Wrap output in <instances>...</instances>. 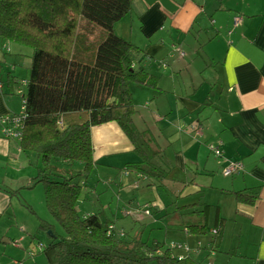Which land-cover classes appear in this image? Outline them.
<instances>
[{"label": "crops", "instance_id": "obj_1", "mask_svg": "<svg viewBox=\"0 0 264 264\" xmlns=\"http://www.w3.org/2000/svg\"><path fill=\"white\" fill-rule=\"evenodd\" d=\"M134 4H138L137 11L133 9L115 25L114 32L117 35L118 32L125 33L122 37L143 49L155 73H162L159 82L163 77L166 81L162 86L158 83L159 90L134 82L130 84L132 102L139 108L134 118L143 123H146L145 119L154 120L152 130L143 124L146 129L138 131L135 119L134 128L148 146L143 149L150 157L146 162L156 170L151 167V172H145L147 176L133 167L124 172L128 180L121 192L126 195L128 207L134 210L122 211V215L131 213L134 218L137 213L142 214L143 209L141 227L164 232L166 244L189 243L190 250L181 249L176 253L190 256L198 264L208 259H214L212 264H224L227 256L239 260L238 264H264V0H135ZM238 16L247 20L238 30H233L231 24ZM195 28L198 31L195 41L202 35L208 39L204 48L196 42L195 47L194 42L191 43L192 54L198 59L204 50L212 61L204 65L206 78L215 82L212 87L194 86L199 77V65L193 60L188 62L182 52ZM76 33L82 47L90 49L91 55L103 37L99 27L82 19H79ZM139 38H142L141 42ZM9 46L13 45L7 42L1 49L6 48L10 53ZM198 47L201 48L196 51ZM15 49V56L7 58L11 59L10 72L17 82L7 86V91L3 90L0 80V117L17 113L11 97L20 88L21 81L27 79L15 75L13 67L20 60L17 56L25 54V48L15 45ZM207 64H216V67L207 71ZM2 66L0 61L1 70ZM208 74L212 75L211 79ZM214 89L216 95L211 97ZM142 92L146 94L145 98L139 97ZM196 122L201 125L197 139L188 128L190 123ZM1 129L2 125L0 168L7 169L9 164L16 163L14 172L22 171V175L30 180L25 176V170H34L29 162L32 155L24 154L18 141L5 139ZM92 139L98 165L102 166L100 161L106 159L104 166L112 167L115 165L112 157L121 154L132 156L131 162L126 164L147 168L146 162L140 164L142 159L116 122L94 127ZM140 139L138 144L143 143ZM211 146L220 148V159L211 152ZM167 148L171 156H168ZM135 155L138 160L134 159ZM25 159L28 168L21 163ZM229 161L241 162V172L224 176L223 169ZM31 178L33 181V176ZM149 178L155 181H148ZM139 180H144L148 186L142 197L151 193L157 197V191H160L163 200L160 197L145 198L143 204L138 205L132 190L139 189ZM0 183L5 187L4 179L0 178ZM151 183L160 187L154 188ZM232 192H242L245 197H252L254 203L237 202ZM169 196L176 199L175 206L173 202H164ZM10 199L12 195L0 188V215L5 214ZM79 204L82 201L79 200ZM205 204L212 207L206 222H218L216 207L219 208L218 217L223 219L219 222L223 231L218 242L211 235H191L181 225L182 222L204 223L200 212ZM113 224L111 226L115 228ZM229 228L233 235L230 239L225 238ZM197 243H200L199 248ZM211 246L215 248L211 249Z\"/></svg>", "mask_w": 264, "mask_h": 264}, {"label": "trees", "instance_id": "obj_2", "mask_svg": "<svg viewBox=\"0 0 264 264\" xmlns=\"http://www.w3.org/2000/svg\"><path fill=\"white\" fill-rule=\"evenodd\" d=\"M134 1L0 0V41L31 49L28 78L16 91L24 107L21 137L5 139L18 141L20 150L32 155L29 162L36 172L32 186L42 183L46 208L64 232L61 236L52 225H42L51 230L49 244L42 250L49 264H198L177 254L182 248L170 246L176 242H147L114 227L109 232L113 222L104 214L77 211L79 196L98 165L94 127L116 122L142 159L140 164L150 158L143 150L148 146L134 128L137 111L130 84L159 90L162 73H155L143 49L114 32L115 25L132 12ZM79 19L102 30L92 55L77 37ZM7 80L9 85L17 82L10 75ZM146 165L129 163L124 168L133 167L144 175L151 167L156 170L149 162ZM232 194L237 202L254 203L242 192ZM203 206L200 214L205 219L212 207ZM218 211L216 207L214 224L205 219L181 225L191 235H211L218 242L223 231ZM178 244L190 250L185 242Z\"/></svg>", "mask_w": 264, "mask_h": 264}, {"label": "rangeland", "instance_id": "obj_3", "mask_svg": "<svg viewBox=\"0 0 264 264\" xmlns=\"http://www.w3.org/2000/svg\"><path fill=\"white\" fill-rule=\"evenodd\" d=\"M139 1V0H137ZM46 9V8H45ZM134 11H137L138 4L133 5ZM83 34H85L83 30ZM191 35L188 36L184 47L182 48V52L187 56V61L192 62L195 61L199 66L198 68V79L195 81V85L197 86L199 84H203L208 87H212L215 82L209 81V79L206 78V71H205V64L207 62H212L209 57L205 54V51L202 52V57L198 55V59L195 58V56L192 54L193 50H191V43L194 42V47L197 44H200L199 46H203L206 44V41L208 38H206L204 35L202 37L198 38L197 41L194 40L196 35L198 34L197 28H195L191 33ZM119 36H126L125 33L118 32ZM129 38V37H127ZM130 40V39H128ZM142 41V38H139V42ZM196 42V43H195ZM4 44V45H3ZM7 46L6 41H0V61L3 64V68L1 70L0 67V80L2 81L3 90L8 91L9 82L7 80L8 75L14 77V74L10 72L11 65L9 61L11 59H8L9 57H14L16 53L15 45L11 44L13 46H9L10 53H7L6 48L1 49L3 46ZM201 47H198L200 49ZM25 54L19 57V63L14 66L15 75L19 79L28 78L29 70L31 60L29 58L31 54V49L28 47H25ZM177 52V55L179 56V52ZM91 50H87V54H90ZM8 57V58H7ZM16 57V58H17ZM196 64V67H197ZM207 71H210L212 66L216 67V64L209 65L207 64ZM208 77L211 79L212 75L208 74ZM25 80V79H24ZM0 81V82H1ZM166 81V78H161L160 85L162 86ZM193 87H190L191 89H194ZM16 88V87H15ZM177 90H180V88L177 86ZM24 91V88H23ZM131 91V90H130ZM211 92V91H209ZM192 93V91H189V94ZM148 94V91H147ZM216 95V89H214V93H210L211 97H214ZM140 98H145L146 94L143 92L139 94ZM12 101L15 103L14 107L20 110L21 104H22V98L19 96V94L15 93L11 97ZM213 99V98H212ZM137 110H139L138 107H136ZM17 111V112H18ZM138 118V114L136 115ZM133 118V124H134ZM139 119V118H138ZM146 123H143L142 121H138L135 119V126L138 131H143L148 127V129L152 130L154 127V120H146ZM146 125V127L144 125ZM168 150V148L166 149ZM168 156H171V152L167 151ZM131 155H121L117 154L112 157L115 165L112 167L104 166V164H107L106 159H102L100 163L102 166L97 165V168H95L90 175L86 187L83 189V192L79 196V200L82 201V204H79L77 207V211L80 215H84L86 213H102L104 214L107 219H109L110 223L114 222L113 225H115V228L118 230L123 229L124 231H128L129 233H132L131 235H135L136 237H141L143 241L152 242L156 241L159 243L164 242V232L154 228V229H143L140 224H142V216L143 215V209L142 214L137 213L135 217L133 218V215L130 213L127 216L122 215V211L129 212L132 209V207H128V204H126L127 198L126 195H124L121 192V189L124 186V182L127 181V176L124 173L126 169L124 168L127 162H131ZM134 159L138 160V157L135 155ZM23 166L27 165V160L21 161ZM21 163L18 167H20ZM38 165H40V162L38 161ZM14 168L16 167V163L9 164V167L7 169L3 167L0 168V178L4 179L5 187L0 186L3 190L8 191L9 196L12 195V199L9 201V205L6 209L5 214L2 216L0 215V264H49L47 260L45 259L44 254L42 253L43 248L49 244L50 241V232L51 230H47V228H43L42 225L44 222L52 225V229L55 231V233L64 236V232L61 229V227L57 224V222L54 220V218L51 216V214L48 212L44 200V187L42 183H37L36 185L32 186V178L31 176H35L36 172L35 170L31 169V174L29 168L25 170L27 175L29 176V179H26L22 175V171L14 172ZM77 168H74V171H76ZM29 172V175H28ZM22 175V176H21ZM21 176V177H19ZM17 179L16 181H13L14 179ZM22 179V180H20ZM82 180V178H77V180ZM84 179V177H83ZM127 179V180H126ZM148 181H155V179H148ZM158 184L161 183V181H156ZM1 184V183H0ZM154 184V188L160 187L156 183ZM3 185V184H1ZM122 185V187H120ZM156 186V187H155ZM33 187V188H31ZM139 189L138 190H132L133 194L138 200V205H142L145 198H152L157 199V197H160L161 200H163L162 193L160 191H157V197L153 193L146 197H142L141 194L143 191H146L148 189L147 183L144 180H139ZM18 191L15 194H12V191ZM173 196L164 197L165 203H172L174 205ZM173 199V200H172ZM172 200V201H171ZM194 202V201H192ZM175 206V205H174ZM139 218V219H137ZM147 217L144 219L146 220ZM229 237L233 238L232 232L229 228L225 231V238ZM230 242V241H229ZM189 246H191L188 243ZM221 254V253H219ZM223 256V254H222ZM214 261L211 259L206 260L203 264H212ZM226 262L224 264H238L239 260L234 259L232 256L226 257Z\"/></svg>", "mask_w": 264, "mask_h": 264}, {"label": "built area", "instance_id": "obj_4", "mask_svg": "<svg viewBox=\"0 0 264 264\" xmlns=\"http://www.w3.org/2000/svg\"><path fill=\"white\" fill-rule=\"evenodd\" d=\"M246 21V18L243 16L235 17L231 28L233 30H238ZM23 104V102H22ZM21 104L20 110L18 113L12 115V116H1L0 117V125H2L1 133L5 138H20L21 137V130H22V121L21 117L23 115L24 107ZM188 128L192 131V134L197 139L200 137V130L201 125L196 123H190L188 125ZM211 152L220 159L222 157V151L218 146H211ZM242 165L240 162H232L229 161L227 166L223 169V175L229 176L231 174H234L236 171L241 170ZM146 214H148V211H145ZM114 229L113 226H109V232ZM171 247H181L185 251H188L187 246L185 244H182L181 246L178 243H171ZM182 258V257H180Z\"/></svg>", "mask_w": 264, "mask_h": 264}]
</instances>
